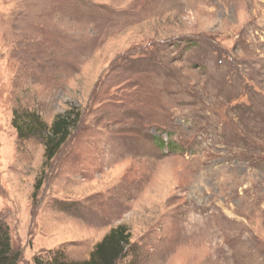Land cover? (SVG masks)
Returning <instances> with one entry per match:
<instances>
[{
	"label": "rangeland",
	"instance_id": "1",
	"mask_svg": "<svg viewBox=\"0 0 264 264\" xmlns=\"http://www.w3.org/2000/svg\"><path fill=\"white\" fill-rule=\"evenodd\" d=\"M19 107L81 114L47 166ZM0 221L20 264L121 224L140 264H264V0H0Z\"/></svg>",
	"mask_w": 264,
	"mask_h": 264
},
{
	"label": "trees",
	"instance_id": "2",
	"mask_svg": "<svg viewBox=\"0 0 264 264\" xmlns=\"http://www.w3.org/2000/svg\"><path fill=\"white\" fill-rule=\"evenodd\" d=\"M81 114L78 109L71 108L57 115L52 124H48L36 110L19 107L14 110L12 125L20 141L32 138L39 139L45 146V165L47 166L59 154L70 139L73 131L78 128ZM163 148L169 144L160 140ZM172 148H174L172 146ZM43 180L35 189L34 199L38 197ZM61 205V204H60ZM68 210V206H60ZM21 255L12 247L9 228L0 221V264H20ZM140 264L141 248L132 242V234L126 225L112 228L105 238L97 244L90 257L82 261L69 260L65 253L57 251L52 258L42 260L35 258V264Z\"/></svg>",
	"mask_w": 264,
	"mask_h": 264
}]
</instances>
